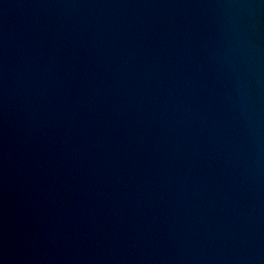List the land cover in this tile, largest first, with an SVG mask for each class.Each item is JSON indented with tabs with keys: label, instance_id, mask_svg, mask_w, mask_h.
Segmentation results:
<instances>
[{
	"label": "water",
	"instance_id": "95a60500",
	"mask_svg": "<svg viewBox=\"0 0 264 264\" xmlns=\"http://www.w3.org/2000/svg\"><path fill=\"white\" fill-rule=\"evenodd\" d=\"M0 264H264V0H0Z\"/></svg>",
	"mask_w": 264,
	"mask_h": 264
}]
</instances>
